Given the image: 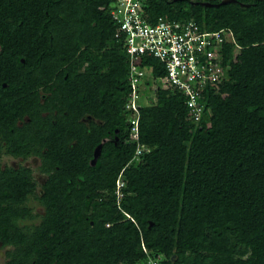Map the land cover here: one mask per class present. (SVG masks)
Masks as SVG:
<instances>
[{"label":"trees","instance_id":"trees-1","mask_svg":"<svg viewBox=\"0 0 264 264\" xmlns=\"http://www.w3.org/2000/svg\"><path fill=\"white\" fill-rule=\"evenodd\" d=\"M221 1H143L151 23L230 28L239 47L198 121L162 86L135 140L113 0H0V159L47 175L39 194L31 167L0 162L1 264H264V0Z\"/></svg>","mask_w":264,"mask_h":264},{"label":"built area","instance_id":"built-area-1","mask_svg":"<svg viewBox=\"0 0 264 264\" xmlns=\"http://www.w3.org/2000/svg\"><path fill=\"white\" fill-rule=\"evenodd\" d=\"M143 1L113 0L109 11L117 27L114 36L123 40V50L129 57L130 94L125 109L135 140L142 121L159 119L153 110V99L162 86L182 92L187 97L190 116L198 121L203 112L201 94L207 86L216 85L224 74L220 65L224 43L231 41L239 47L230 28L204 30L195 20L177 21L163 16L151 23L146 18ZM145 56L156 58L164 66L162 81L155 79L153 70L143 65ZM145 89L152 91V95H145ZM121 185L119 180L118 196Z\"/></svg>","mask_w":264,"mask_h":264},{"label":"rangeland","instance_id":"rangeland-1","mask_svg":"<svg viewBox=\"0 0 264 264\" xmlns=\"http://www.w3.org/2000/svg\"><path fill=\"white\" fill-rule=\"evenodd\" d=\"M237 52V50H235V52H233V54H235ZM234 55H232L233 57ZM148 75V74H147ZM149 76V75H148ZM145 95L147 96H150L152 95V91H150L149 89H145ZM154 107H156V109L158 110V112H160L161 108L157 105V104H154ZM153 116V115H152ZM154 117V116H153ZM0 162L2 165L4 164H9V165H19V164H26V165H31V167L33 168L34 170V175L36 177H38V179L42 178L43 175L39 174V171H37L38 169V165H39V160L38 159H29V160H26V161H18L16 160V158H12V157H9L8 155H3L0 159ZM36 212H42V207H36ZM38 217L36 219V221H38ZM2 253V251H1ZM4 257L1 256V262H2V259Z\"/></svg>","mask_w":264,"mask_h":264},{"label":"flooded vegetation","instance_id":"flooded-vegetation-1","mask_svg":"<svg viewBox=\"0 0 264 264\" xmlns=\"http://www.w3.org/2000/svg\"><path fill=\"white\" fill-rule=\"evenodd\" d=\"M3 85L5 86V83ZM42 96H45V95L43 94ZM24 119H27L26 116L24 117ZM18 122L20 123L21 120H19ZM8 156L9 157H12V158H15V157L10 156V155H8ZM32 158L39 160V165H38L37 171H39V174L43 175L42 178L38 179V177H36L34 175V170L31 167V165H26V164H23V163L22 164L31 167V169H32V175H33V177H34V179L36 181V190L38 191L39 194H42L43 193V190H42L41 186L45 183V181L47 179V175L45 173H41L40 170H39V166L41 164L40 158L38 156H36V155H31V156H29L26 159H22L21 157H18V158H16V160H18V161H26V160H29V159H32ZM4 165H6V164H4ZM7 165H9V164H7ZM9 166L18 167V165H9ZM1 251H2V253H1ZM4 253H5L4 250L0 248V258H1V256L5 257ZM3 260H5V258H3L2 261ZM0 264H1V259H0Z\"/></svg>","mask_w":264,"mask_h":264},{"label":"water","instance_id":"water-1","mask_svg":"<svg viewBox=\"0 0 264 264\" xmlns=\"http://www.w3.org/2000/svg\"><path fill=\"white\" fill-rule=\"evenodd\" d=\"M230 1H234V0H222L221 3H226V2H230ZM201 5H203V6H209V5H212V4L201 2ZM104 142H105V139H103V140L101 141V143L98 144V145L95 147V149H94V151H93V158H92V160H91L92 165L95 164V162H96L98 156L100 155L101 147H102V144H103Z\"/></svg>","mask_w":264,"mask_h":264}]
</instances>
